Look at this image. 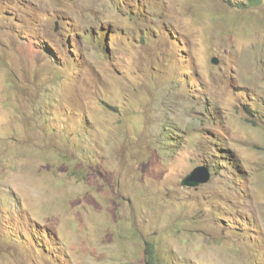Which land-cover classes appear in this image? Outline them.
<instances>
[{"label": "rangeland", "instance_id": "374dc122", "mask_svg": "<svg viewBox=\"0 0 264 264\" xmlns=\"http://www.w3.org/2000/svg\"><path fill=\"white\" fill-rule=\"evenodd\" d=\"M147 243L264 264V0H0V264Z\"/></svg>", "mask_w": 264, "mask_h": 264}, {"label": "water", "instance_id": "95a60500", "mask_svg": "<svg viewBox=\"0 0 264 264\" xmlns=\"http://www.w3.org/2000/svg\"><path fill=\"white\" fill-rule=\"evenodd\" d=\"M214 64H218V58L214 57L212 59ZM211 170L208 166L202 165L195 168L192 172H190L183 180L182 186L188 188H197L200 185L206 184L211 180Z\"/></svg>", "mask_w": 264, "mask_h": 264}, {"label": "trees", "instance_id": "16d2710c", "mask_svg": "<svg viewBox=\"0 0 264 264\" xmlns=\"http://www.w3.org/2000/svg\"><path fill=\"white\" fill-rule=\"evenodd\" d=\"M145 262L146 264H163L154 244L147 243L145 247Z\"/></svg>", "mask_w": 264, "mask_h": 264}]
</instances>
